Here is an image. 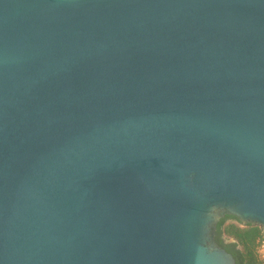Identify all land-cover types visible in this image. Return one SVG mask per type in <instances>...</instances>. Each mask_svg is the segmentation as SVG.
Returning <instances> with one entry per match:
<instances>
[{"label":"water","instance_id":"water-1","mask_svg":"<svg viewBox=\"0 0 264 264\" xmlns=\"http://www.w3.org/2000/svg\"><path fill=\"white\" fill-rule=\"evenodd\" d=\"M264 234V0H0V264H236Z\"/></svg>","mask_w":264,"mask_h":264},{"label":"trees","instance_id":"trees-1","mask_svg":"<svg viewBox=\"0 0 264 264\" xmlns=\"http://www.w3.org/2000/svg\"><path fill=\"white\" fill-rule=\"evenodd\" d=\"M260 235L258 226L241 225L233 215H224L216 224L215 240L233 255L236 264H262L256 254Z\"/></svg>","mask_w":264,"mask_h":264},{"label":"built area","instance_id":"built-area-1","mask_svg":"<svg viewBox=\"0 0 264 264\" xmlns=\"http://www.w3.org/2000/svg\"><path fill=\"white\" fill-rule=\"evenodd\" d=\"M256 254L261 263L264 264V234L262 232L257 239Z\"/></svg>","mask_w":264,"mask_h":264}]
</instances>
